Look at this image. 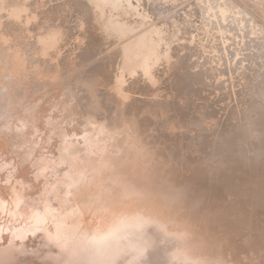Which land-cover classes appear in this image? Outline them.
Wrapping results in <instances>:
<instances>
[{
	"label": "bare ground",
	"instance_id": "6f19581e",
	"mask_svg": "<svg viewBox=\"0 0 264 264\" xmlns=\"http://www.w3.org/2000/svg\"><path fill=\"white\" fill-rule=\"evenodd\" d=\"M90 1L97 18L105 21L107 20L106 23L108 24V27L112 28L108 30L115 31L117 36L121 37L125 35V37L132 38H129L130 40L126 44V53L124 51L123 54H118L120 60L123 57L122 61L125 63V66L128 67L127 70L130 72V68L136 67L135 65H138L139 69L143 67L142 71L149 70L148 66L150 64V59H153L157 51H163L160 48H163L162 46H165L164 44H166L167 41L168 43L171 42L170 26L174 27L176 25L169 22L168 17L167 19H159L155 24L152 23V25L149 24V21L151 19L153 20L155 17L158 19L160 16L165 17L168 15V11L174 4H177L178 1ZM200 1L203 2L196 3L195 9H192L196 12L195 21L202 23L201 25H198L199 28L204 30V37L208 35L209 29H217L216 34L224 35L225 41L234 40V37L233 39L231 38L233 35L235 36V33L229 28H223L226 24L224 22L225 16L229 19L230 17H233L234 13L238 12L235 10L236 8L233 9V3L231 4L229 1L228 3L225 1L222 2L223 0L221 2H210L209 0ZM87 4L79 0L76 3H72L69 0H61L48 6L47 9H43L42 12L44 17H46L51 24L58 23L67 25V27L69 26V31L72 33L77 29L79 25L78 23L90 15V9ZM200 12L201 14H199ZM225 12H228V14ZM201 16L203 17L201 18ZM56 19L57 21H55ZM238 21L241 22V19H238L237 22ZM43 24H48V22H44ZM219 24H222V26ZM112 31L110 36L114 38L113 35H115V32ZM231 34L233 35L231 36ZM236 34H239L241 37L243 35L240 34V32ZM116 35L115 37L117 38ZM56 36L55 33H52V35H43L42 38H39L41 41L39 48L41 49L42 54H46L49 50L54 49L53 45L57 41ZM235 42L239 45V41L238 43L237 41ZM103 44L104 43H102V45ZM229 44H226V46H229ZM159 45L161 46L160 48H158ZM196 45L194 47L191 44H188L187 46L184 45L185 51L182 48L184 52L180 53L182 54L180 57L182 56L181 62L183 71L179 74V78L189 91L197 90L198 87H196L195 81H198L204 74H206L204 66L198 64L194 58L195 55L198 56L203 52L201 47ZM104 46L106 45L100 46L99 50L104 48ZM224 48L225 46L223 49ZM35 50V47H33L29 51L34 53ZM99 50L94 44H89V46L86 47V50L79 53L80 57H82L81 60L91 59V57L98 55L99 52L101 53L102 50ZM104 57L101 58L103 59ZM114 58L116 59V56ZM114 58H112V62H117L118 58L116 60ZM78 59L80 58L78 57ZM11 60V63L8 64L10 65V71L7 72L14 74L15 72H18L17 69H20L17 62L18 56L12 55ZM108 60H110V58ZM97 62L96 66L94 65L95 68L100 65L101 61ZM105 63L106 62L103 64ZM109 65L111 64L108 63V66ZM94 67L88 69L87 72L84 71L83 74L80 75L81 80L79 84L71 86L70 90L67 92L68 94L66 98H68V101H72L74 105L75 103L79 104L83 110H90V115L94 114L91 117H93L95 121L90 122L84 130L82 129L79 132V135L78 133H74V141L71 140L72 137L69 138L70 142L61 141V145L57 149L58 152L55 153V155L57 154V157L54 159H51L48 156L46 157V155H34L33 152L36 147V137L33 138L30 136L26 138V140H23L28 148L24 154L20 155V161L22 164L24 162H29L33 167V172H29L32 174L34 173L33 176L28 177H30V180L32 179L33 182L35 179L45 176L47 177V182L41 187L38 195L36 194V196H32L33 193L29 192L32 190V182L30 183V181L18 178L19 176H14V182L11 180L14 183L11 188V198L8 202L5 201L6 206H8L6 213L9 217H6L7 219L0 224V264H39L34 260L37 256L42 259L43 263L41 264H155L152 261L157 259L158 263L171 264L172 261L177 262L178 259H181L180 256L183 253L185 254L182 259H194L193 262L197 261L202 255L201 251L198 252L197 250H200V247L205 243L212 241L210 237L212 227L210 226L212 225L211 219H213V214L215 212L225 214L229 207L235 206H229L231 204L230 202L242 198V187L249 184L248 182H245V178L241 179L240 176H237V173L234 175L229 174V178L224 177L225 172L232 173L234 170L241 172L243 167L240 168L239 164L241 165L242 161L239 159L236 161L235 152L233 153L229 151L225 146H221L220 148L215 147V150L213 149L214 145L211 143V137L207 134L208 129L211 128L210 126L204 127L206 130L203 132L204 142L202 141V147H204L206 153H208L212 159L211 168L205 166L206 164L201 165L202 162H198L201 153L197 144L194 147L187 142L180 143V141L176 143L178 148L176 151L169 150L166 146L160 148L152 145L150 153L152 156L145 159L149 154H144L142 152L141 143L138 144L137 142L138 139L137 141H133V137L135 136H133L134 128H132V123H128V131L125 130L126 127L119 130L118 125L120 126L123 122L119 117L115 116L112 109H109L110 106H113V102L109 103L105 100V93H103L100 87H98L101 79H99L96 74L97 71L94 72ZM190 67H195V69L190 70ZM122 71L123 75H121V71L114 74L112 72V75L115 78L120 76L121 78L119 79H122L121 82L119 81V85L117 84L115 86L117 87V93L113 94L111 92L112 100L114 97L117 100V96L124 97L122 95L123 84L128 80L127 77H125L127 76L126 72H124V70ZM100 91L103 99L98 96V92ZM20 92L22 93V90H20ZM4 93L5 90L2 94L0 93V119L2 120L3 118L2 121L5 120L7 123L6 125H8V123L10 124V121L13 122L14 115L12 114L13 117L11 118L12 115L8 113L9 111L7 107H9V101L11 102V98L5 96ZM5 94L7 95V93ZM100 100L104 103V107H107L106 109H102L104 115L103 123L101 121L96 122L98 118H101V115L99 114L100 108H98V106L93 107L92 105L93 103L95 104V102H101ZM32 110H35V106L29 104L27 106V114H30ZM254 111L258 116L256 117L257 119L253 121L254 126L256 127V132L252 130L250 131L252 134L253 132L257 134L259 133V135L256 136L262 144L259 147H255V144H253L254 146L252 150H257V152L262 151V154L259 156L256 155L255 157L257 160L261 157V161L264 162V116L262 115L264 112H261L259 109H254ZM107 116H109V118ZM254 116L255 115H253V117ZM17 118L16 120L20 122L22 128H24L25 122L23 120L26 121V119H21L22 116L21 118ZM151 119L152 118L149 117L145 118L141 121V124L135 125V130L136 132H139L140 135L142 132L145 134V132L148 133L149 131L147 136L144 137V140L148 136L152 137L150 126H152L154 122ZM4 123L2 122V124ZM21 124H19L20 129ZM222 126L223 129L226 128L227 130L228 128L230 130L229 126L224 124ZM12 127L14 126L12 125ZM3 130L7 131L8 129ZM215 130V134L218 135L220 131H217V129ZM234 130L236 131L233 138H226L227 136H225L226 141H222L227 142L228 145L237 146L239 144L238 140L244 131L242 129L237 130L236 128ZM191 131H188V134L185 135L186 139L190 137L189 133ZM0 133L2 134L3 132ZM22 133L24 134V132ZM105 133L110 135L111 145L110 140L108 141L109 143L104 142L103 136L105 137V135H108ZM223 133L224 132L222 131V136ZM131 136L133 137L131 138ZM214 136L218 139V136ZM222 136H219V138ZM79 140H82V142ZM163 140L166 143V140ZM240 140H242V138ZM72 142H76V144H73ZM147 142L149 143V141ZM151 142H153V139ZM216 144L219 145V143ZM22 145L24 146L23 143ZM182 146L183 151L181 149ZM12 148L17 152L21 146L19 147L16 144H12ZM193 148H197L200 154L197 153L196 155V150ZM193 152L195 153V156H191L193 155ZM160 153L168 158V162L163 161L162 158H160ZM217 154L221 155V158L219 157V162L217 161L218 163L213 160V156ZM203 157L204 155L202 158ZM186 158L194 161L195 166H192L191 164L190 168L187 169ZM14 160L16 159H12L11 162H3L4 165L2 166L7 167V165H9L8 168L12 169V167H16ZM207 160L205 159V163L208 162ZM146 161L148 162L146 163ZM148 163L151 168L154 166L149 174H147L146 170L139 171L143 165L145 168ZM140 164H142V166H139ZM16 168L15 171L18 170L19 166ZM261 169L263 171H261ZM261 169L259 168L257 172L261 177L257 175L255 176L256 179L255 177L254 179L256 183L258 182L257 184H260V188L262 189L261 186L264 183V163H262ZM243 173H247L246 170H244ZM1 175L0 180L2 177ZM10 176L13 177V175ZM10 176L4 178L11 179ZM32 177L35 179L33 180ZM237 178L242 182H239V184L233 182V180ZM63 184H65V186H63ZM114 186H117L115 192H113L115 189H113ZM118 192L120 193L117 195ZM0 198L2 199V197ZM244 203L245 201L241 204L245 207ZM255 203L256 202H254V204ZM247 206H251V208L255 207L250 203H248ZM237 207L236 209H238ZM248 207H246L247 209H242V207H240L238 209L239 213L235 212L238 218L246 217L245 215H248V218H250L249 226L244 227L246 232L243 233V235H251V238L254 237L252 243H258V245L264 246V242L261 241L263 236H260L259 240L257 239V236H255V233H250L252 231L258 232L257 230L264 232V223L263 225L259 224L260 229L257 225L254 227L253 224H251V221L252 217L257 212ZM1 208L3 210V203L0 201V209ZM259 212L262 216L255 218V221L259 219L258 221L264 222V208ZM66 213L67 218L65 217L64 219L68 221V223L64 224L63 222H65V220H59V216H65ZM237 221L239 224L246 226L245 219ZM22 223H24V226H21ZM50 224H54L53 227L57 230L56 233L53 228H48ZM182 228H184L185 231L182 232ZM59 230L61 232H59L60 234H58ZM57 234L59 235L58 237ZM133 234L138 235L137 238L141 236V241L137 240V243L131 244L132 239L130 237ZM59 237L61 241L60 246H58L59 252L61 250V253L68 252L67 257H64L67 253L60 254L54 252L52 249V245ZM169 237L170 239H168ZM171 238H173L172 243L169 244L170 246L172 245L170 250L171 253L167 255L163 249L166 247L169 248L166 244L169 243H167V241L171 240ZM218 238L219 235L214 237V240H218ZM166 239L168 240L166 241ZM244 240V242H246V239ZM74 241H76V243H74ZM248 241L251 242L250 240ZM70 245L71 247L68 251V246ZM130 247H133L132 251ZM81 248L83 249L82 252ZM142 249L145 250L141 251ZM76 250H79L81 254H75ZM196 253H198V255L195 257ZM261 254L262 253H260V255ZM156 255L157 257L153 259ZM255 255L257 256V254ZM176 256H178L177 261L175 260ZM209 256H211V254ZM207 259L209 258L207 257ZM183 261L185 262V260Z\"/></svg>",
	"mask_w": 264,
	"mask_h": 264
},
{
	"label": "rangeland",
	"instance_id": "374dc122",
	"mask_svg": "<svg viewBox=\"0 0 264 264\" xmlns=\"http://www.w3.org/2000/svg\"><path fill=\"white\" fill-rule=\"evenodd\" d=\"M56 1L61 0H0V88L2 87L0 93L2 94L5 90L7 95L5 93L4 95L11 98V102L9 101V107H7V109L9 114L14 115V117L13 115L11 116V118L13 117V122L10 121V124L8 123L10 126L6 125L7 123L5 120L2 121L3 118L2 120L0 119V132H3L2 134L0 133V172L2 174H0L2 176L0 180V197H2V199L0 198V201L3 203V210L2 208L0 209V224L9 217L6 213L8 206H6L5 201L8 202L11 198V188L15 181L14 176H19L18 178L30 181V183L32 182L30 177L33 176L34 173L32 174L30 172H33V167L29 162H24L22 164L20 161V155L24 154L28 148L23 140H26V138L30 136L33 138L36 137V147L33 152L34 155H46V157L48 156L49 158L54 159L57 157V154L55 155V153L58 152L57 149L61 145V141L70 142L69 138L71 137V140L74 141V133H78L79 135V132L82 129L84 130L90 122L95 121V119L91 117L94 114L90 115V110L85 111L76 103L74 105L72 101H68L66 96L71 86L79 84L81 80L80 75L83 74L84 71L87 72L88 69L93 68L94 65L96 66L98 63L97 61H101L97 68L94 67V72L97 71L96 74L99 79H101L98 87H100L101 91L105 93V100L109 103L113 102V106H110L109 109H112L115 116L119 117L123 122L120 126L118 125L119 130L124 129V127L127 128V125H129L128 123H132L130 124L132 125V128H134L133 136L135 137L131 136V138H134L133 141H137L138 139L137 142L138 144L141 143L142 152L144 154H149L145 159L152 156L150 155L152 145L160 148L166 146L169 150L176 151L178 149L176 143L180 141V143L187 142L194 147L197 144L201 154L198 152L199 150H197V148L193 149L196 150V155L197 153L200 154L198 162H202L201 165L206 164L205 166L211 168L212 159L208 153H206L204 147H202L204 142L203 132L206 130L204 127L210 126L211 128L208 129L207 134L211 137V143L214 145L213 149L215 147L220 148L221 146H225L229 151L233 153L235 152L236 161L238 159L242 161L241 165L237 163L240 168L243 167L241 172L236 170L232 171V173L225 172L226 174L224 173V177L229 178L230 175L237 173V176H240L241 179L245 178V182L249 183L247 186L244 185L242 187V198L230 202L231 204L229 206L237 205L238 207H236L238 209L240 207L244 209L248 207V203L256 207L259 202V205L256 208H251V206L248 208L257 212L252 217L251 224H253L254 227L257 225L260 229L259 224L263 225L264 222L258 221L259 219L255 221V218L262 216L259 211L264 208V183L262 181L263 184L261 189L260 184H257L258 182L256 183L255 181V176L259 175L257 172L259 168H262V163L264 162L261 161V157H259L260 159L258 160L255 157L256 155L259 156L262 154V151L257 152V150H252L254 146L253 144H255V147H259L262 144L257 137L259 133L257 134L253 132L252 134L250 130H256L253 121L256 120V117L258 116L254 109H259L261 112H264V0H209L210 2L225 1L227 3L229 1L231 4L233 3V9L236 8L235 10L238 11L233 14V17L228 19L225 16L224 19L226 24L223 28H229L235 33V36L231 34V36L233 35L231 39L234 37V40L232 41H225L224 35L216 34L217 29H209L208 35L204 37V30L199 28L198 25H201L202 23L195 21L196 12L192 9H195L196 3H201L203 1L177 0L178 2H176L178 5L174 4L168 11V15L165 17L160 16L158 19L153 16L156 19L153 18V20H150L151 22L149 21V24L152 25V23L155 24L157 20L167 19L168 17L169 22L176 24L174 27L170 26L171 42L168 43L167 41V43L164 44L168 51L165 46L160 48L161 46L159 45L158 48L163 51H157L153 59H150V64L148 66L149 70L142 71L143 67L139 69L138 65H135L136 67L130 68V72L127 70L128 67L125 66V63L122 61L123 57L120 60L118 54H123L124 51L126 53V44L132 38L127 36L126 38L125 35L121 37L117 36V33L111 30L112 32H115V35L117 36L116 38L115 35H113L114 38H112L110 36L111 31L108 30L112 28L108 27V24L106 23L107 20L105 21L97 18L90 0H79L86 4L88 3L87 6H89L90 15L78 23L79 25L74 32L71 33L68 29L69 26L67 27V25L58 23L51 24V22L44 17L42 10L47 9L48 6L53 5ZM69 1L76 3L78 0ZM225 13L228 14V12ZM199 14H201V12ZM202 17L203 16H201V18ZM238 19H241V22H237ZM55 21H57V19ZM44 22H48V24H43ZM219 25L222 26V24ZM238 32L243 34L242 37L239 34H236ZM52 33L57 35V43L55 42L53 45L54 49L49 50L46 54H42L41 49L39 48V45L41 44L39 38H42L43 35H52ZM235 41H237V43L239 41V45L236 44ZM102 43L106 46H104L101 51L99 48L100 46H103ZM89 44H94L101 53L99 52L98 55L91 57L89 60H81L82 57H80L79 53L86 50V47H88ZM188 44L193 45V47L197 44L196 46L199 45L198 47H201L203 52L198 56L195 55L194 58L197 63L204 66L206 70V74L200 78L201 80L199 79L198 81H195V85L198 87L195 91H189L179 78V74L183 71L181 62L182 56L180 57L182 54L180 53L185 51L184 45L187 46ZM226 44H229V46L227 45V47ZM224 46L226 49H223ZM33 47L36 49L34 53L29 51ZM12 55L18 56L17 62L20 67V69H17L18 72H15L14 74L7 72L10 71V65L8 64L12 61ZM113 55L116 56V59L118 58L117 62H120L119 64L117 62H112V58L115 57ZM104 56H107L108 58ZM78 57L80 59H78ZM101 57L104 58L102 59ZM109 58L110 60H108ZM103 61L106 63L103 64ZM108 63L112 66H108ZM121 69L126 72L127 76L125 77H127L128 80L125 81L127 83L124 82L123 84L122 95L124 97L117 96V100L115 97L112 100V93H117V87L115 86L122 81V79H119L121 78L120 76L115 78L112 75V72L114 74L121 71V75H123ZM189 69L194 70L195 67H190ZM20 90H22V93ZM101 91L98 92V96L103 99L101 97ZM100 101L101 102H95V104L93 103L92 105L93 107L98 106V108H100L99 114L101 115V118H98L96 122L101 121L103 123L104 115L102 109H106L107 107H104L102 100ZM29 104L35 106V110H32L30 113L31 115L29 113L27 114V106ZM253 115L255 116L253 117ZM262 115L264 116L263 113ZM18 116L20 118L22 116L21 119H26V121H28L26 122L23 120L25 122L24 128L26 129L22 128V124L16 120ZM107 117L109 118V116ZM148 117L152 118L151 120L154 122L152 126H150L152 137L148 136L144 140V137L147 136L149 131L148 133L145 132V134L142 132L141 136L139 132H136L135 125L141 124V121ZM2 122L5 123L2 124ZM11 124L14 127H12ZM19 124H21V129ZM223 124L229 126L230 130L228 128L227 130L226 128L223 129ZM213 127L217 129V131H220L218 135L215 134L216 130ZM126 128L125 130L128 131V128ZM235 128L244 131L242 134L243 137L241 136L238 140L239 144L233 146L228 145L227 142H223L222 140L226 141V138L234 137L236 131L234 130ZM3 129L8 130L4 131ZM188 131H191L189 133L190 137L186 139L185 135L188 134ZM222 131L224 132V137L222 136ZM22 132H24V134ZM214 135L218 136V139L217 137L215 138ZM219 136H222V139L219 138ZM225 136L227 137L225 138ZM241 138L242 140H240ZM103 139L104 142L109 143L110 135L103 136ZM152 139L153 142H151ZM163 139L166 140L167 144ZM147 141H149V143ZM80 142H82V140ZM72 143L76 144V142ZM216 143H219V145ZM12 144H16L19 147L21 146V148L15 152L12 148ZM181 149L183 151V146ZM203 155L204 157L202 158ZM159 156L163 161L168 162V158L162 155V153H160ZM191 156H195V153L193 152V155ZM219 157L221 158L220 154L213 156L214 162L218 163L220 160ZM9 158L11 160L16 159L14 160L15 166H19L17 171H15V169H17L16 167H12V170L11 168H8L9 165H7V167L2 166L4 165L3 162H11ZM204 158L206 160L208 159V162L206 161L207 163H205ZM185 160H187V169L190 168L191 164L192 166H195L194 161L189 158H186ZM147 162L148 161H146V163ZM139 166H142V164ZM153 168L154 166L151 168L148 163L145 168L143 165L139 171L146 170L147 174H149ZM244 170H246L247 173L244 174ZM261 171L263 170L261 169ZM10 175H13V177ZM7 176H10L11 179H6ZM259 177L261 176L259 175ZM32 178L33 180L35 179L34 177ZM46 178L47 177L45 176H41L32 182V190L29 191L30 193H33L32 196H36V194L38 195L41 187L47 182ZM11 180H13V182ZM233 182L239 184V182L242 181L237 178L234 179ZM63 186H65V184H63ZM117 186L113 187V189L115 188L113 192L116 191ZM119 193L120 192H118L117 195ZM243 201H245V207L241 204ZM254 202L256 203L254 204ZM235 206L229 207L225 214L219 212L213 214V219H211L212 225L210 226L212 227L210 237L214 242H207L200 247V250H197L198 252L201 251L202 254L201 258L199 257V259L195 261L197 263L193 262L194 259H188L189 261L184 258L182 259L185 254L183 253L180 256L181 259H178L177 261L178 256H176L175 260L177 262L172 261L171 264H174V262L175 264H190L192 262V264H264V246L258 245V243H252L254 237L251 238V235H243V233L246 232L244 227L249 226L250 218H248V215H245L246 217L238 218L236 213H239V210L236 209ZM66 215L67 213L65 216H59V220H62L65 217L67 218ZM236 219H245L246 226L239 224ZM63 223L66 224L68 221L65 220ZM21 226H24V223H22ZM53 226L54 224H50L48 228L54 229ZM181 231L183 232L185 229L182 228ZM257 231L258 232L252 231L250 233H255V236H257V239L259 240L260 236H263L261 241L264 242V232ZM54 232L56 233L57 230L54 229ZM59 232L60 230L58 231V234L61 233ZM58 234L57 237L59 236ZM217 235H219L218 240H214V237ZM137 236L138 235L133 234L130 237L133 240L132 242L130 239L131 244L137 243V240L141 241V236L138 238ZM168 239H170V237ZM168 239H166V241ZM172 239L173 238L167 241V243H169L166 244L170 249L167 247V249H163L167 255L171 253L170 250L172 245L170 246L169 244L172 243ZM244 239H246V242H244ZM60 243L61 241L59 237L52 245V249L54 252L60 254L67 253L64 256L67 257L68 252L61 253L62 250L59 252L58 246H60ZM74 243H76V241H74ZM68 247L69 251L71 245ZM130 248L132 251L133 247ZM144 250L145 249H142L141 251ZM82 251L83 249L81 248V252ZM81 252L76 250L75 254H81ZM260 253L262 254L260 255ZM210 254L211 256H209ZM255 254H257V256ZM197 255L198 253H196L195 257ZM156 257L157 255L154 256L153 259ZM207 257L210 260L207 259ZM34 260L39 264L43 263L42 259L38 256L37 258H34ZM183 260H185V262ZM152 262L155 264H162L161 262L158 263V259Z\"/></svg>",
	"mask_w": 264,
	"mask_h": 264
}]
</instances>
